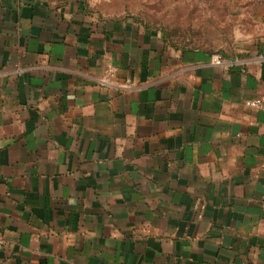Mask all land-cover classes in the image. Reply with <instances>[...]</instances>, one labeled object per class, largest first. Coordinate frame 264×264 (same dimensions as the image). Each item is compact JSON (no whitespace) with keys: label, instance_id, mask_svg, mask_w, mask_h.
<instances>
[{"label":"crops","instance_id":"crops-1","mask_svg":"<svg viewBox=\"0 0 264 264\" xmlns=\"http://www.w3.org/2000/svg\"><path fill=\"white\" fill-rule=\"evenodd\" d=\"M213 10L223 51L0 0V264H264V0Z\"/></svg>","mask_w":264,"mask_h":264},{"label":"rangeland","instance_id":"rangeland-1","mask_svg":"<svg viewBox=\"0 0 264 264\" xmlns=\"http://www.w3.org/2000/svg\"><path fill=\"white\" fill-rule=\"evenodd\" d=\"M92 1L110 15L135 18L147 28L161 30L167 41L174 46L223 51V46L230 42L229 37L218 33H228L231 26H227L224 20L222 25L213 24L214 0ZM205 33H210L208 38L203 37Z\"/></svg>","mask_w":264,"mask_h":264},{"label":"built area","instance_id":"built-area-1","mask_svg":"<svg viewBox=\"0 0 264 264\" xmlns=\"http://www.w3.org/2000/svg\"><path fill=\"white\" fill-rule=\"evenodd\" d=\"M10 1L20 2L21 0H10ZM210 61L214 65H225L226 63H228V59L224 55H222L220 53H215V54L211 55ZM103 82L109 84L110 83L109 82V77L106 76L103 79ZM245 103L249 107H254V108H258V109L264 110V99L261 98V97L248 99V100H246Z\"/></svg>","mask_w":264,"mask_h":264}]
</instances>
